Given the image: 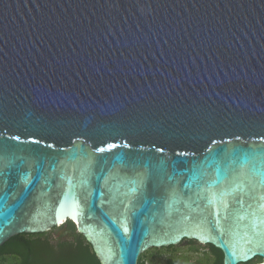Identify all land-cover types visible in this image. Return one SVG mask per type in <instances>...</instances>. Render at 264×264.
Listing matches in <instances>:
<instances>
[{"label":"water","instance_id":"95a60500","mask_svg":"<svg viewBox=\"0 0 264 264\" xmlns=\"http://www.w3.org/2000/svg\"><path fill=\"white\" fill-rule=\"evenodd\" d=\"M0 143V247L264 264V0H0Z\"/></svg>","mask_w":264,"mask_h":264},{"label":"trees","instance_id":"16d2710c","mask_svg":"<svg viewBox=\"0 0 264 264\" xmlns=\"http://www.w3.org/2000/svg\"><path fill=\"white\" fill-rule=\"evenodd\" d=\"M60 230L68 232V237L60 235L56 239L49 232L12 237L0 247V264H101L74 223L69 221L53 231ZM184 244L190 252H200L198 242L186 240L176 247L149 250L141 256L139 264H223V252L214 246L208 245L212 253L204 250L192 261L187 252L181 254Z\"/></svg>","mask_w":264,"mask_h":264},{"label":"rangeland","instance_id":"374dc122","mask_svg":"<svg viewBox=\"0 0 264 264\" xmlns=\"http://www.w3.org/2000/svg\"><path fill=\"white\" fill-rule=\"evenodd\" d=\"M51 233V235L53 236H64V237H68V232L64 231V230H60V231H51L49 232ZM185 249L182 251L181 254H186L187 252V256H190L191 260L193 261V259L195 260V258L199 257L201 255V253L204 252V250L206 249V245H199V249H200V252L199 253H194V252H190L189 251V248L186 244H184L183 246ZM166 255V253H165ZM193 258V259H192Z\"/></svg>","mask_w":264,"mask_h":264},{"label":"snow or ice","instance_id":"6c2138e0","mask_svg":"<svg viewBox=\"0 0 264 264\" xmlns=\"http://www.w3.org/2000/svg\"><path fill=\"white\" fill-rule=\"evenodd\" d=\"M12 139L18 140L19 137H12ZM110 147H115V145H111ZM8 151H9V146L5 143H0V161H3L4 159H6ZM99 151L102 152V151H104V149L101 148V149H99ZM234 152H235V150H233V153ZM3 238H4L3 235L0 234V239H3ZM233 255H234V253H233Z\"/></svg>","mask_w":264,"mask_h":264},{"label":"flooded vegetation","instance_id":"af4514ba","mask_svg":"<svg viewBox=\"0 0 264 264\" xmlns=\"http://www.w3.org/2000/svg\"><path fill=\"white\" fill-rule=\"evenodd\" d=\"M53 231V230H52ZM51 232V231H50ZM57 236H54V238H56ZM57 239V238H56ZM206 252H211V248L206 245V249H205ZM212 253V252H211ZM263 259L262 258H255L254 260H252L251 262H248V263H244V264H259V263H262Z\"/></svg>","mask_w":264,"mask_h":264}]
</instances>
